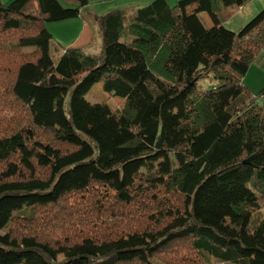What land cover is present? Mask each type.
I'll list each match as a JSON object with an SVG mask.
<instances>
[{"label": "trees", "instance_id": "1", "mask_svg": "<svg viewBox=\"0 0 264 264\" xmlns=\"http://www.w3.org/2000/svg\"><path fill=\"white\" fill-rule=\"evenodd\" d=\"M250 1L116 8L91 53L46 27L89 0H0V264H264V9L226 27Z\"/></svg>", "mask_w": 264, "mask_h": 264}, {"label": "rangeland", "instance_id": "2", "mask_svg": "<svg viewBox=\"0 0 264 264\" xmlns=\"http://www.w3.org/2000/svg\"><path fill=\"white\" fill-rule=\"evenodd\" d=\"M12 1L13 0H9V1H7L6 4H9ZM59 1L64 6H70V5L66 4L64 2V0H59ZM145 4H146V2L141 3L140 5H136V6H133L132 4H130L128 6L132 5L133 7H131V10H127V11H131L132 12L133 10L144 6ZM105 10H108V6L105 7ZM87 18L91 19V21H92L91 17L87 16ZM202 20L207 26H209L211 24L210 17L206 13L202 14ZM67 21H69V20H67ZM67 23L71 24V23H76V22H74V20H70ZM243 24L244 23H237V22H231L229 24V22H227L226 23V27L229 28L230 30L238 32L244 26ZM66 25L67 24H66L65 21L46 23V27L51 31V33H53L57 37V39H54V44L58 47V49L60 47H70L71 46V45H68V43H66L64 41H60L59 40V37L63 36L62 34H65V33L70 34L69 38H72L78 33V30H77L78 29V25L77 24H76L75 27H70L69 30L72 29L70 33H69V30H67L68 27ZM97 39H98V37L94 40L95 41V45L94 46L86 47V50L88 52H91V53L100 52V50L102 48V45L99 42V44L97 46V44H96ZM59 41H60V43H59ZM58 52H60V51H57L55 49V46L51 47V53H52V56H53V58L55 60L59 56ZM262 52L264 53V48L261 50L260 53H262ZM259 54L254 59V61L252 62L248 73L246 74V76L243 79V83L245 85L249 86L256 94H259L264 89V67L262 66V61L263 60H262L261 56H259ZM202 84L206 85V86H210L209 80L202 81ZM86 98H87V100H89L92 103H100V102H103V101H107L108 104L111 106V108L114 111H117L118 109L123 108L124 104H125V101L123 99L111 96L108 93L104 92L103 87H102V82L96 83L92 87V89L87 93ZM258 101L260 103L264 102V95L259 96ZM7 115L8 116H12L13 115V111H7ZM259 221H264V210L259 211V212H257L255 214V216L253 217L252 223H251V227L252 228L255 227L259 223ZM208 264H217V261L216 260H212Z\"/></svg>", "mask_w": 264, "mask_h": 264}, {"label": "crops", "instance_id": "3", "mask_svg": "<svg viewBox=\"0 0 264 264\" xmlns=\"http://www.w3.org/2000/svg\"><path fill=\"white\" fill-rule=\"evenodd\" d=\"M2 1L3 3H7V1L9 0H2ZM167 1L171 5H173L178 0H167ZM144 2H146L145 5H147L149 2H151V0H89V5L87 6L83 15L75 19H72L76 23L70 24V23H67L70 20L65 21L67 24L66 26L68 27L67 30H69L70 27H75L77 24L78 33L72 38H69L70 34H67V33L62 34L63 36L59 37V40L64 41L68 43V45H71V46H81L86 50V47L95 45L94 40L98 37L97 39L98 43L96 42V44L98 46L100 42V44L102 45L101 28L99 26V23L97 22L96 17L101 16L116 8L131 10V7L140 5L141 3H144ZM130 4H132L133 6L132 5L128 6ZM106 6H108V10H105ZM263 9H264V0H251L246 5L241 7L238 13L228 22L229 24L231 22H237V23H244L243 25H245L252 17H254L256 14H258ZM87 16L91 17L92 21L91 19H88ZM71 30H69V33L71 32ZM53 36H54V39H57V37L54 34ZM259 56H261L263 60L262 66L264 67V53L263 52L260 53Z\"/></svg>", "mask_w": 264, "mask_h": 264}, {"label": "water", "instance_id": "4", "mask_svg": "<svg viewBox=\"0 0 264 264\" xmlns=\"http://www.w3.org/2000/svg\"><path fill=\"white\" fill-rule=\"evenodd\" d=\"M161 141H162V137L160 136L159 137V140H158V142H157V148H159L160 147V145H161ZM249 160H246L245 162H248Z\"/></svg>", "mask_w": 264, "mask_h": 264}]
</instances>
